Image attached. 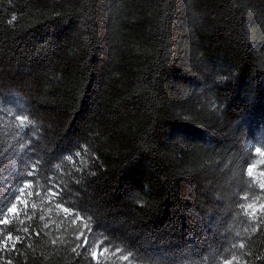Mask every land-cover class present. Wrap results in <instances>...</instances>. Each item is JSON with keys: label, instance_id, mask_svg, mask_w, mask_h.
<instances>
[{"label": "trees", "instance_id": "trees-1", "mask_svg": "<svg viewBox=\"0 0 264 264\" xmlns=\"http://www.w3.org/2000/svg\"><path fill=\"white\" fill-rule=\"evenodd\" d=\"M255 149L264 0H0V264H264Z\"/></svg>", "mask_w": 264, "mask_h": 264}, {"label": "rangeland", "instance_id": "rangeland-1", "mask_svg": "<svg viewBox=\"0 0 264 264\" xmlns=\"http://www.w3.org/2000/svg\"><path fill=\"white\" fill-rule=\"evenodd\" d=\"M256 150L257 149H255L254 152L258 156V160L260 162H264V150H260L259 152H257ZM249 169L251 170V167H248L247 169L248 174L250 173ZM261 184L262 185L264 184V177L261 179ZM92 255L97 264H102V263L110 264V261L115 259V257H112V253H108L100 249H93Z\"/></svg>", "mask_w": 264, "mask_h": 264}, {"label": "snow or ice", "instance_id": "snow-or-ice-1", "mask_svg": "<svg viewBox=\"0 0 264 264\" xmlns=\"http://www.w3.org/2000/svg\"><path fill=\"white\" fill-rule=\"evenodd\" d=\"M13 19H15V18H13ZM17 119L20 120L21 122H24V121H26L28 119V117L27 116H19V117H17ZM256 151L259 152L260 149H257ZM249 172L251 173L250 169H249ZM261 187H264V185H262ZM23 191H24V188H21L20 192H23ZM16 200L19 201L20 200V196H16ZM250 206L251 205H249V207ZM15 208H16V206L13 205L11 208L8 209V211L9 212H13V211H15ZM0 223H7V221L6 220L5 221H0ZM24 231L27 232L28 230L24 229ZM253 231H255V229H253ZM16 239L19 240L20 237H16ZM53 243H55V241H53ZM235 247H239V248L243 249L245 247V245L243 243H240L239 245H236ZM74 251H75V249H74ZM117 251H119V249H117ZM129 255H131V254H129ZM122 259L128 260L129 256H123ZM238 259L239 258L233 256V260H238ZM226 264H232V261H227Z\"/></svg>", "mask_w": 264, "mask_h": 264}]
</instances>
